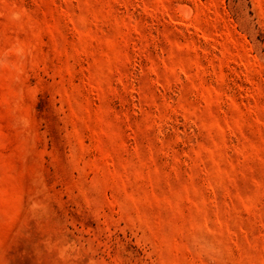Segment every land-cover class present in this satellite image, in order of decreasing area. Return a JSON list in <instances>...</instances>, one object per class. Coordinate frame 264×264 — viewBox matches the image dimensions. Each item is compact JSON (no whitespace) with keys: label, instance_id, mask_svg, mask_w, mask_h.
Here are the masks:
<instances>
[{"label":"rangeland","instance_id":"1","mask_svg":"<svg viewBox=\"0 0 264 264\" xmlns=\"http://www.w3.org/2000/svg\"><path fill=\"white\" fill-rule=\"evenodd\" d=\"M0 264H264V0H0Z\"/></svg>","mask_w":264,"mask_h":264}]
</instances>
